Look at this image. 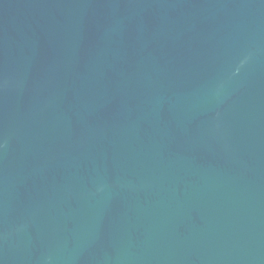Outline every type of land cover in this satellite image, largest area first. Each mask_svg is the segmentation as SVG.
I'll return each mask as SVG.
<instances>
[{
    "label": "water",
    "instance_id": "water-1",
    "mask_svg": "<svg viewBox=\"0 0 264 264\" xmlns=\"http://www.w3.org/2000/svg\"><path fill=\"white\" fill-rule=\"evenodd\" d=\"M0 264H264V0H0Z\"/></svg>",
    "mask_w": 264,
    "mask_h": 264
}]
</instances>
